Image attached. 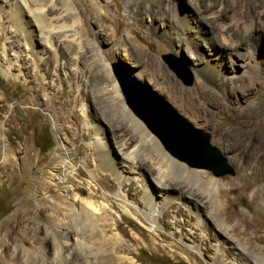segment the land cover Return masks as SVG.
<instances>
[{"label": "rangeland", "instance_id": "374dc122", "mask_svg": "<svg viewBox=\"0 0 264 264\" xmlns=\"http://www.w3.org/2000/svg\"><path fill=\"white\" fill-rule=\"evenodd\" d=\"M76 1L80 15L74 9L66 8L65 13L68 15L65 23L69 25L67 28L70 36L64 39L65 44L58 51V55L53 50H44L40 54L44 37L41 38L42 35L38 31L26 36L27 31L23 29V24L21 25L17 16H12L7 12V8L0 9V14L7 16L5 27L0 25V59L4 54L3 46L11 39L21 44L33 45L35 50H38V53L32 50L21 52L23 56L18 62L10 57L4 63L0 61V163L5 154L12 160L4 170H0V229L4 228L10 219L17 217L18 212L29 206H33L35 211L48 207L46 212L40 214L39 219L28 220L31 234L25 235L24 246V242L4 237L10 230L4 228L0 235V264H17L26 259L44 262L48 256L54 254L58 246L56 232L65 229L76 233L81 245L91 247L98 256L90 262L80 258L73 261L74 264H132L127 258H136L137 264H216L215 244L218 238L227 243V261H232L234 252L242 251L238 257L242 259L241 264L245 257L254 261L252 264H259L260 261L264 264V202L259 199L256 205L250 204L255 190L264 186V148L255 149L251 145L252 141H255V133H245L243 139L249 138L244 143L236 132L237 110H251L257 117L260 116L264 129V28L257 31V34L262 36L259 42L255 40L256 34L250 35L247 37V44L240 46L239 50L247 53L245 60L235 59V54L224 55L226 76L232 80L231 84L217 85L197 69L191 52L184 49L178 54L175 52L173 42L163 36L165 25L162 26L159 15L147 13L143 19L142 16H134L128 10L125 0ZM161 2L171 3L165 14L177 25L186 23L185 14L188 19L196 18L197 12L192 0ZM223 2L225 4L226 1ZM209 3L211 0L207 1V4ZM243 5L244 3H241L237 12L252 14L253 4L248 3L247 7ZM222 6L223 4L220 8ZM152 16L156 20V29L150 26ZM207 16L210 17L209 14ZM27 17L30 15L25 13L23 18L26 20ZM236 20L230 18L227 23L235 25ZM83 24L91 29V34H86L82 29ZM7 27L15 30L11 39H8L9 34H6ZM116 28L118 40L113 37ZM212 31L213 25L207 20L202 21L201 33L205 40L201 39L205 43H210L212 38L216 40ZM123 38H128L130 45H134L135 41L144 51L135 52L134 46H130L129 51L133 57L128 58L121 48ZM96 41H99L101 49ZM194 41L200 43L197 38H194ZM160 42L164 44L162 48ZM201 46L200 43L194 53L205 57L209 51L204 43ZM214 47L224 49L220 41H214ZM80 48L90 52L88 56H82L79 65L97 75L96 80H102V85L108 88L112 87L113 81L118 82L114 73L115 66L128 75L127 77L148 83L191 125L209 132L211 144L221 150L233 167V175L222 176H215L209 170L197 168L201 178H217L225 188L224 200L220 207L208 210L203 206L202 211L206 217L204 233L210 232L213 237L210 241L207 240L206 245L204 243L201 246L202 251L188 246L194 235L201 234V227L186 205L167 203L168 214L164 219V223H170L173 219L176 221L175 218L180 221L182 238L180 235H173L169 227L153 228L152 223L136 208H142L145 203L149 204L150 196H153L159 205L163 204L154 179L159 176L160 154L154 142L133 122L131 114L151 131L125 104L123 94L121 98L112 92L101 95L95 91L96 94H92L90 82L85 86L86 82L74 76L72 78L71 74H74L76 67L71 69L69 59L78 55ZM157 50L159 64L155 63L157 60L154 53ZM250 51H254L255 57L251 56ZM100 53L104 54L110 63L109 72L101 62L96 63ZM40 55L43 57L40 58ZM168 56L175 58L189 72L192 76L190 85L171 69L166 61ZM231 59L236 60V63L233 64ZM10 64L11 73H8ZM173 80L178 82V87L173 85ZM199 82L209 88L207 93L194 90ZM240 84H246L251 91L244 93L241 89L234 90V86ZM181 88L187 92L181 94ZM82 95L88 97V107L85 110L79 109ZM41 126L49 127L54 140L53 147L44 153L39 151L33 137V129ZM99 126H102L99 134L107 142L110 156L115 160H118L120 155L116 141L123 138H131L134 141L135 158L144 160L143 175L151 188L150 195L141 182L136 180L123 183L120 188L113 172L115 164L112 162L109 165V161H104L97 148L89 145L92 135L96 132L95 127ZM155 136L162 143L160 138ZM162 145L168 153L189 165L163 143ZM174 173L182 185L198 190L201 184L198 177L176 168ZM244 173L251 175L243 179ZM58 193L66 194L69 202L62 212L57 213L53 204ZM75 193L94 201L95 208L82 203L81 200L75 202ZM102 205H105L106 209H103ZM54 212L61 219V226L57 228L51 226L48 221V214ZM235 213L257 222L261 227L262 239H254L252 251L242 250L241 237L233 231L234 223L226 220L227 215ZM14 245H19L17 258L12 256ZM24 248L31 251L32 257L26 258ZM119 249L120 251H117ZM110 254L115 255L112 257ZM116 254L122 256L118 261L114 258ZM218 256L221 257L220 254Z\"/></svg>", "mask_w": 264, "mask_h": 264}, {"label": "bare ground", "instance_id": "6f19581e", "mask_svg": "<svg viewBox=\"0 0 264 264\" xmlns=\"http://www.w3.org/2000/svg\"><path fill=\"white\" fill-rule=\"evenodd\" d=\"M125 1L128 10L134 16H142L143 19L144 15H146L147 13L159 15V20L162 26L165 25L163 36H167L169 41L173 42V45L175 46V52L178 54L181 49L191 52L193 54L194 61L196 62L197 69L217 85H225L227 83L231 84L230 81L232 80V78L230 80L228 76H226L227 68L223 63L224 55L235 54V59L244 58L245 60L247 53L244 54L243 52H241L239 50L240 46L242 44H247V37H249L250 35L255 36L256 34L257 36L255 37V40L257 42H259L262 38V36L257 34V31H259V28H264V0H225V4L223 0H211V3L209 4H207V1L210 0H192L194 1L195 12H197L196 18L194 17L192 19H188V16L185 14L184 20L186 23L182 25H177L173 19L165 14L166 10L171 7V3H162L161 0ZM241 3H244V7H247L248 3H252L254 7L252 14L247 15L237 12L239 10L238 7L241 5ZM222 4L223 6L222 8H220ZM3 8H7V12L11 13L12 16H17L18 21H20L21 25L23 24V29L27 31L26 36L32 35L34 33L33 31H38L42 35L41 38L44 37V43L41 47L42 51L40 52V54H42L44 50H53L58 55V51L61 49L62 45L65 44L64 39L70 36V34L68 33L69 29L67 28L69 27V25L65 23L68 15L65 13L66 8L74 9L75 12L80 15L76 0H60V2H58V0H0V9L3 10ZM250 8L251 6L249 7V9ZM229 12H232V14L230 15ZM25 13L30 15V17H27L26 20L25 18H23V15H25ZM207 14H209L210 17H208ZM84 17L87 18L88 16ZM230 18L234 20H236L235 18H237L236 23L234 22L235 25H228L227 20H229ZM204 20L209 21L211 25H213L214 33L213 31L212 33L213 35H215L213 37H215L216 40H213V38L211 39V41L208 40L210 43H205V41L201 39H204V35L201 33V25L202 21ZM6 22L7 16H4V14H0V25L2 27H5ZM154 23L156 24V20L152 16L150 26L153 29H156L157 25H154ZM251 24H253V27H251ZM85 27L86 24H83L82 29L86 32V34H91V29ZM7 31L8 33L6 34H9L8 39H11L14 36L13 31L15 30L8 28ZM183 33H185L186 35H182ZM117 36L118 29L116 28L115 32L113 33L114 40H118ZM194 38L200 40L202 46L203 43L206 45L205 47L209 51V53H207V56L200 57L194 53L198 48V45H200L199 42L194 41ZM29 39H31V36ZM214 41H220V43L224 46V49H216L214 47ZM96 43L99 49H101L99 41H96ZM120 44L122 46V51L128 58L133 57V55L129 51L130 46H134L133 51L135 52L140 53V51H144L138 44L135 43V41L133 42L134 45H130L128 38L121 39ZM163 46V42H160V48H162ZM2 50L4 54L1 55L0 61L3 63L9 57L16 62L20 61L23 56L21 52L24 51L28 52V50H32L33 52L37 51L38 53V50H35L33 45L21 44L19 41L12 39L3 46ZM10 51L11 53H8ZM88 52L90 51L85 48H80L78 55L74 56L73 58L70 57V64H68L71 66V69H73V66L76 67L75 70H73L74 74H71L72 78L74 76L80 81L86 82L85 86L89 85L90 82L92 94L99 93L103 95L112 92L121 98L122 93L118 82L113 81L112 87L107 88L105 85H102V80H99L100 82L96 80L98 77L97 75L92 74L86 67L79 65L81 58H83L82 56H88ZM157 53L158 50L154 53V56L157 60L155 63L159 64ZM250 54L251 56L255 57L254 51H250ZM41 57L43 56L40 55V58ZM98 57L99 58L97 59L96 63L101 62V64H103V67H105V69L109 72L110 63L107 58L104 56V54L101 55V53ZM141 58L139 59L142 60L143 58ZM231 61L233 62V64L236 63V60L234 59H231ZM11 64L13 65V62H11ZM11 64L8 70L6 69L8 73H11ZM173 85L175 87H178L179 84L177 81L173 80ZM238 89H241L244 93L251 91V88L246 84L234 86V90L238 91ZM194 90L207 93L209 91V88L202 82H199ZM179 91L181 94H185L187 92L182 88L179 89ZM87 99V96L82 95L79 109H87ZM236 113V123L238 130H235L237 134L241 136V140H243L241 142L246 143V140L249 137L243 139V136H245V133L250 134L252 132L255 133L253 137L255 141H252L253 143L251 145H253L255 149H258V147L264 148V129L260 122V116L257 117L251 110H237ZM252 116L255 117L253 118ZM131 117L133 122L142 129L143 134L147 136L148 139L154 142L156 146L155 148L160 154V171L158 172L159 176H156L154 179L157 182V187L160 190V194L162 196L161 199L163 200V204L159 205L153 198V196H150L151 202L149 204L145 203L142 208L137 206L136 208H138L139 211L146 217V219H148L152 223L153 228L163 226L169 227L170 232L173 235H176L177 237L178 235H180V238H182L180 234V221L175 218L176 221H174L173 219L170 223H164V219L168 214V209L166 207L167 203L177 202L179 205H186L190 213L197 218V224L201 227V234L198 236L194 235V237L191 238L192 240H190V242L188 243V246L202 251L201 246L204 243L206 245L207 240L210 241V239L213 237L210 232L207 234L204 233V231H206V217H204L202 209L204 210V207H206L208 208V210H212V207H220L222 201L224 200L225 188L223 184L217 178H210L208 180L201 178V176H199L198 174L200 172L199 170H197V168L195 169L194 167L187 165L185 162H182L181 160L168 153V151H166V149L163 147L162 143L158 141L157 137L151 131H149L141 121H139L133 114H131ZM101 127H95L96 132L92 135L93 138L89 142V145L95 146L94 148H97V150L102 154V158L105 159L104 161H109L107 162L109 165H111L112 162L115 164L113 167V172L115 173V176L119 181L120 188L123 183H128V181L136 180L139 181V183L141 182V185L150 195V192H152L151 188L143 175L144 173L142 167L144 164V160H138L135 158V149L133 147L134 141L131 138H123L119 141L117 140L116 144L120 155L118 160H115L110 156V149L108 148L107 142H105V140L99 134L102 130ZM10 161H12L11 158L7 154H5L3 161L0 163V170H4V168H6L10 164ZM175 168L179 169L182 172H186L189 175L198 177L201 180V184L198 186V190H196L192 186L182 185L178 177L175 176ZM250 175L251 173H244L243 179ZM73 199L75 200V202H79L81 200L82 203L95 208L96 204L94 201L82 198L77 193H75ZM259 199H262V201L264 202V186L258 187L255 190L250 204L252 206L256 205L259 202ZM68 202L69 201L66 194L58 193L57 197H54L55 204H53V206L57 210V213L58 211L62 212V209L64 210V208H66V206L68 205ZM103 207V209H106L105 205ZM47 210L48 207H41L39 208V211H35L33 209V206H29L21 212H18L16 214L17 217L10 219L9 223L4 226V228L10 229L7 231V235L4 237L8 238L9 240L24 242V246L26 243V238L24 239L25 235L27 236L31 234V227L28 220L30 218L39 219L40 214L42 212H46ZM49 214V224L56 228L59 227V225L61 226L60 216L55 212ZM226 220L227 222L234 223L233 231L237 232L238 236L241 237L240 240L242 241L243 251H252V246H254V239H262V237L260 236L262 230L257 222L247 220V218L245 219L237 213L227 215ZM240 226H242V228H240ZM4 228L2 227L0 229V235ZM56 233L59 239H57L58 246L56 247V250L52 256H48L47 259H45V261L42 263L36 262L34 259L30 261L26 259L25 261L17 264H74L73 261L79 260L80 258H83L85 262H90V260H94L95 257H98L96 252L90 249L91 247H88L87 245H81V241L78 240L77 234L73 233L71 229H65V231L58 230ZM117 236L120 237V235L118 234ZM4 237L1 236V239L4 240ZM18 247L19 245L13 246L14 249L12 250V256L14 255L15 258H17V254L19 256ZM106 249L107 248H105V250ZM215 250L217 252L216 256L218 257H216L214 261L216 264H241L240 261L242 259H238V257H240L242 251H240L239 253L234 252L235 257L232 259V261H227V258H229L226 254L228 252L227 243L223 241L222 238H218L216 240ZM117 251H120V249ZM23 253L25 254L26 258L32 257L31 251L27 248L23 249ZM219 254L221 255V257L218 256ZM262 254L264 255V252H262ZM253 256L255 257V255ZM114 258H116V261H118L122 258V256L116 254ZM245 258L243 264H252L254 262H252L249 258ZM127 259L132 264H137L136 258ZM262 262H264V259L262 260ZM259 264H261V261Z\"/></svg>", "mask_w": 264, "mask_h": 264}, {"label": "water", "instance_id": "95a60500", "mask_svg": "<svg viewBox=\"0 0 264 264\" xmlns=\"http://www.w3.org/2000/svg\"><path fill=\"white\" fill-rule=\"evenodd\" d=\"M166 61L186 84L192 83V76L175 58L168 56ZM114 69L125 104L173 154L190 166L209 170L215 176L234 174L221 150L211 144L209 132L191 125L148 83L127 77L116 66Z\"/></svg>", "mask_w": 264, "mask_h": 264}, {"label": "trees", "instance_id": "16d2710c", "mask_svg": "<svg viewBox=\"0 0 264 264\" xmlns=\"http://www.w3.org/2000/svg\"><path fill=\"white\" fill-rule=\"evenodd\" d=\"M33 137L35 145L41 153H44L51 149L54 145L53 136L49 130V127L41 126L40 128L33 129Z\"/></svg>", "mask_w": 264, "mask_h": 264}]
</instances>
